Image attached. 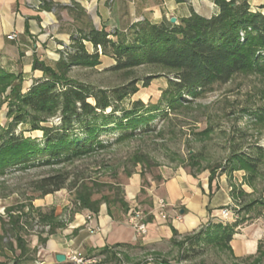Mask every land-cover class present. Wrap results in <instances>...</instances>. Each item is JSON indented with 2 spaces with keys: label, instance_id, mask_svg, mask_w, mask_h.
<instances>
[{
  "label": "trees",
  "instance_id": "obj_1",
  "mask_svg": "<svg viewBox=\"0 0 264 264\" xmlns=\"http://www.w3.org/2000/svg\"><path fill=\"white\" fill-rule=\"evenodd\" d=\"M216 5L219 8L216 16L205 18L192 12L180 24L140 22L126 32H108L95 27L79 29L72 37V43L59 52L60 59L54 65L39 57L34 59L33 71H39L43 76L27 91L23 88L22 73L15 75L0 69V91L6 93L10 89L6 100L9 102L8 124L0 125V178L33 168L71 164L103 152L112 145L151 131V124L164 105L176 110L189 100L213 92L215 86L229 83L235 76L257 75L264 79V13L261 11L264 5L256 11L249 0H216ZM86 43L92 46V52ZM100 50L102 55L115 62L108 72L123 74L127 78L125 84L102 88L67 77L74 67L101 65ZM144 66L161 68L174 75L169 79L170 97L155 106H147L142 101L127 106L126 100L139 92V83L145 88L151 84L152 76L134 77L135 71ZM21 126L24 130L17 133ZM25 132H41L42 138L26 136ZM110 133H117L112 143L102 139ZM254 150L257 153H235L230 161L231 170L247 171L251 178L258 175L264 149L258 146ZM72 178L70 173L61 170L32 183V188L41 197H46L64 189L73 190ZM148 187L142 186L140 198L146 195ZM108 191L94 199V190L83 185L78 194L81 208L97 215L106 205L108 215L121 221L130 212L125 191L119 185L108 186ZM256 205L264 207V198L245 210ZM30 206L33 213L27 215L26 222H22L21 215L10 216L15 211L9 209L10 220L2 225L0 238L11 235L21 254L27 250L25 226L29 225L28 220L33 214L35 221L51 226L50 234L61 227L56 223L53 209L45 212ZM240 225L241 221L233 224L210 222L191 235H205L208 243L228 250L235 264H261L264 252L260 246L254 256L243 259L234 256L230 243ZM45 240L41 238L43 243ZM137 248L142 246L117 244L92 251L87 258H98L92 264H125L132 257L131 251ZM152 262L169 264L163 259Z\"/></svg>",
  "mask_w": 264,
  "mask_h": 264
},
{
  "label": "rangeland",
  "instance_id": "obj_2",
  "mask_svg": "<svg viewBox=\"0 0 264 264\" xmlns=\"http://www.w3.org/2000/svg\"><path fill=\"white\" fill-rule=\"evenodd\" d=\"M89 51L92 52V48ZM99 52L101 65L94 68L74 67L67 77L102 88L125 84L127 78L123 74L108 72L115 64L114 60L102 55L101 50ZM52 57L57 58L53 54ZM59 59L60 56L56 62ZM149 76L153 77L150 86L145 88L139 83V92L129 97L125 105L129 106L135 101H142L147 106H155L161 100L166 102L170 97L169 79H173L174 75L151 66L141 67L134 74L135 78L140 79ZM23 77L25 79L24 74ZM9 92L10 89L6 93L0 91V125L3 127L8 124L9 102L6 100ZM160 112L151 124V131L112 145L103 152L71 164L33 168L1 177L0 237L3 235L2 225L10 220L7 215L9 209L15 211L10 216L21 215L22 222H26L27 215L33 213L30 205L37 209L36 200L44 201L42 210L45 212L60 206L63 218L57 219L56 223H60L62 228L77 212H88L81 208L78 198L83 185L93 189L94 199H97L109 193L110 185H119L125 191L135 174L141 176L143 186L150 185L149 180L160 183L161 172L172 173L183 168L200 180L211 177L213 181H224L234 188L241 201L238 202V221H241V226H252L261 231L260 247L264 252V207L256 205L245 210L250 204L264 198V159L259 174L253 178L247 171H232L230 166L235 153L256 152L254 148L258 146L264 149V117L261 116L264 114V79L257 75L241 74L225 85L215 86L213 92L183 103L176 110L164 105ZM22 130V126L18 127L17 133ZM25 135L42 138L41 132H25ZM116 137L117 133H110L103 135L102 139L112 143ZM61 170L73 177V190L64 189L46 197L33 191L32 183ZM33 215L28 220L29 225L25 226L27 250L21 254L11 235L0 238V264H35L42 260L44 254L39 256V250L32 248V238L36 235L32 231L35 224ZM200 238L202 241L198 242ZM172 240L159 247L163 252H153L144 246L131 251L132 257L125 264L153 263L156 259H163L169 264H235L228 250L208 243L205 235L176 236ZM91 260L97 261L98 258ZM261 264H264V259Z\"/></svg>",
  "mask_w": 264,
  "mask_h": 264
},
{
  "label": "crops",
  "instance_id": "obj_3",
  "mask_svg": "<svg viewBox=\"0 0 264 264\" xmlns=\"http://www.w3.org/2000/svg\"><path fill=\"white\" fill-rule=\"evenodd\" d=\"M249 3L256 11L264 5V0H249ZM192 12L212 18L219 13V8L216 0H0V69L15 75L24 74V91H27L42 77L41 72L33 71L34 59L39 57L49 65L56 62L59 52L72 43L79 29L95 27L108 32H126L140 22L172 24V18L180 24ZM11 35L16 38L10 39ZM161 175L160 183L149 180L150 185L142 198L141 176L135 174L130 178L125 188L130 212L121 221L112 219L107 207L103 206L97 215L77 212L64 227L51 234L33 236L32 248L39 250V256L44 254L35 264H59L56 259L59 254L65 255V263L71 264L67 260L71 251L87 258L92 251L117 244L140 245L153 252H163L159 247L170 243L175 234H195L208 223L222 220L224 209L232 212L228 223L239 220L238 202L241 201L226 182L213 181L211 177L200 180L183 168L172 173L161 172ZM158 199L167 204L168 219L165 221L151 214ZM43 202L36 200L35 206L44 208ZM134 208H141L148 215L145 236H140L129 223ZM53 210L57 219L63 218L62 207ZM88 215L91 220L87 219ZM241 225L230 243L234 256L239 259L256 255L262 238L256 227ZM90 227L101 230L91 233ZM41 238L46 239L44 243Z\"/></svg>",
  "mask_w": 264,
  "mask_h": 264
},
{
  "label": "built area",
  "instance_id": "obj_4",
  "mask_svg": "<svg viewBox=\"0 0 264 264\" xmlns=\"http://www.w3.org/2000/svg\"><path fill=\"white\" fill-rule=\"evenodd\" d=\"M15 38H16L15 35L10 36V39H15ZM166 210H167L166 202L163 199H158L156 203V209L151 214L165 221L168 219V214ZM231 213L232 212L229 209L222 210L221 211L222 221L228 223ZM147 217L148 215L141 208H134L129 215L130 225L140 236H145L148 232ZM91 218H92L91 215H88L87 219L91 220ZM100 230H101L100 227L89 228V231L91 233L99 232ZM32 231L34 234L49 233L51 231V226L48 224H41L38 221H35ZM67 260L71 264H92L96 262V261H92L91 259H87L82 254L76 251H71L67 255Z\"/></svg>",
  "mask_w": 264,
  "mask_h": 264
},
{
  "label": "water",
  "instance_id": "obj_5",
  "mask_svg": "<svg viewBox=\"0 0 264 264\" xmlns=\"http://www.w3.org/2000/svg\"><path fill=\"white\" fill-rule=\"evenodd\" d=\"M171 23L172 24H176V18H172L171 19ZM57 262L59 263V264H63V263H65L66 262V256L65 255H63V254H59V255H57Z\"/></svg>",
  "mask_w": 264,
  "mask_h": 264
}]
</instances>
